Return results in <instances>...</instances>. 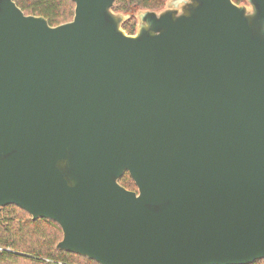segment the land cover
<instances>
[{
	"label": "water",
	"instance_id": "water-1",
	"mask_svg": "<svg viewBox=\"0 0 264 264\" xmlns=\"http://www.w3.org/2000/svg\"><path fill=\"white\" fill-rule=\"evenodd\" d=\"M73 1L0 0V207L100 264L264 258V0Z\"/></svg>",
	"mask_w": 264,
	"mask_h": 264
},
{
	"label": "trees",
	"instance_id": "trees-1",
	"mask_svg": "<svg viewBox=\"0 0 264 264\" xmlns=\"http://www.w3.org/2000/svg\"><path fill=\"white\" fill-rule=\"evenodd\" d=\"M26 12L45 16L52 25L71 19L73 0H15ZM241 3L245 0H234ZM166 0H116L115 10L130 13L123 23L129 33L135 32L139 9H160ZM128 188L136 183L126 172L120 179ZM62 228L50 218L33 219L31 214L15 204L0 207V264H100L94 259L56 247L62 238ZM250 264H264V258Z\"/></svg>",
	"mask_w": 264,
	"mask_h": 264
}]
</instances>
